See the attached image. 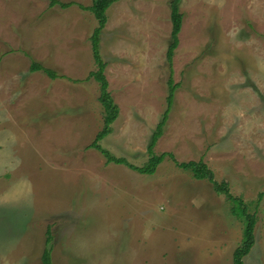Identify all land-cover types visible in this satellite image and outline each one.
<instances>
[{"label":"rangeland","instance_id":"rangeland-1","mask_svg":"<svg viewBox=\"0 0 264 264\" xmlns=\"http://www.w3.org/2000/svg\"><path fill=\"white\" fill-rule=\"evenodd\" d=\"M0 0V264H234L245 225L171 159L155 175L91 149L104 126L92 0ZM172 0H118L101 36L120 117L102 147L144 167L168 108ZM178 85L155 147L204 161L232 194L264 193V0H183ZM33 61L51 78L31 71ZM264 264V198L256 245Z\"/></svg>","mask_w":264,"mask_h":264},{"label":"trees","instance_id":"trees-1","mask_svg":"<svg viewBox=\"0 0 264 264\" xmlns=\"http://www.w3.org/2000/svg\"><path fill=\"white\" fill-rule=\"evenodd\" d=\"M50 7H61L66 9L74 3H62L59 0H47ZM118 0H92V5L85 7L79 5L82 9L91 12L98 22L97 28L94 30L91 37L93 58L97 69L90 73L89 78H93L100 86V98L99 101L104 110V126L100 133H98L95 141L90 145L91 149L100 152L107 160V163H114L117 165H124L131 170H134L142 175L152 176L155 175L159 166L163 164L167 159H171L174 164L181 170L188 172L197 181L209 182L214 192L218 196H225L228 202L232 205V214L242 221L245 225L244 236L242 243L236 249L233 262L234 264H245V259L248 257L256 245V227L258 224V207L260 202L264 198V193L259 195L257 202H246L242 198L235 197L232 194L231 186L227 181L218 182L216 180L215 173L204 161H190V162H178L175 156L171 153H163L158 155L155 152V147L161 137L165 133V126L167 125L170 112L172 110L178 85L174 81L173 76V64L176 51L180 45V35L183 29L184 14L181 11V4L183 0L171 1V19H172V35L171 44L167 53V60L170 67L171 75L169 79V96H168V108L163 115V119L157 126V130L152 137V142L149 145V161L144 167H137L132 165L128 160L124 158H118L113 156L109 151H106L101 142H103L113 132V125L120 117V108L116 104L112 94L109 91V81L106 76L107 64L103 60L101 55V36L108 24V11ZM31 71L43 72L53 79H56L57 75L51 69L45 68L41 64L33 61ZM48 239L46 242V249L43 254V264H53L52 262V242L54 237L51 233V229L48 230Z\"/></svg>","mask_w":264,"mask_h":264}]
</instances>
